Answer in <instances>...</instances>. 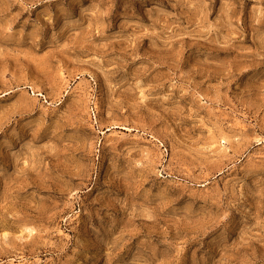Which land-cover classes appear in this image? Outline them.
<instances>
[{"label":"rangeland","instance_id":"374dc122","mask_svg":"<svg viewBox=\"0 0 264 264\" xmlns=\"http://www.w3.org/2000/svg\"><path fill=\"white\" fill-rule=\"evenodd\" d=\"M0 264H264V0H0Z\"/></svg>","mask_w":264,"mask_h":264}]
</instances>
